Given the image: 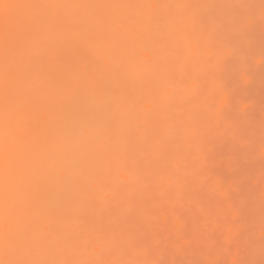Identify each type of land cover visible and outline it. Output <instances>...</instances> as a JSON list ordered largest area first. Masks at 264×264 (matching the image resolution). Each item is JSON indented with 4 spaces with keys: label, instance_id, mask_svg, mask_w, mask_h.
Here are the masks:
<instances>
[{
    "label": "bare ground",
    "instance_id": "6f19581e",
    "mask_svg": "<svg viewBox=\"0 0 264 264\" xmlns=\"http://www.w3.org/2000/svg\"><path fill=\"white\" fill-rule=\"evenodd\" d=\"M44 29L66 34L58 56L68 76L83 64L84 71L100 87L110 89L117 101L129 96L135 100L129 111L114 104L107 122L98 114L90 118L65 175L52 179L47 195L54 207L69 195L89 201L83 225L89 230L88 243L75 238L70 225L58 228V254L73 260L155 264L153 259L166 249L171 252L169 261L174 252L192 258L193 240L204 244L200 264H210L208 252L214 257L219 253L216 243H210L213 232L200 233L201 217L196 213L187 224L181 209L193 203L191 211L200 210L198 182L218 168L208 163L214 160L216 147L221 151L226 143L231 146L229 154L238 150L226 161L222 172L227 175L236 171L231 165L247 162V153L261 149L264 153V145L256 146L253 137L256 129L264 135V97L251 98L246 91L255 75H264V55L259 54L264 51V34L259 33L264 32V0H0V167L6 170L0 186L3 243L13 240L20 229L11 208L21 193L17 144L34 135L24 127V112L10 89L27 62L32 34ZM73 32L80 37H73ZM85 40L91 47L85 46ZM254 54L261 58L256 60L259 68L249 64ZM114 64L123 75H113ZM249 65L253 69L247 73ZM230 100L236 106L233 115L224 111ZM246 107H257L256 117L249 116ZM93 113L99 109L93 108ZM186 162L191 166L184 170ZM263 176L258 167L254 178ZM234 179L229 184H235L238 197L243 178ZM222 181L218 174L208 187L224 189ZM252 183L258 189L250 203L257 205L258 233L264 236V182L261 187L258 181ZM246 201L238 197L229 207L231 220ZM211 209L217 216L221 212L219 204ZM238 229L239 225H225L219 237ZM96 233L104 236L109 251L101 253L93 246ZM26 249L20 258H30L31 246ZM258 256L264 262V255Z\"/></svg>",
    "mask_w": 264,
    "mask_h": 264
},
{
    "label": "snow or ice",
    "instance_id": "6c2138e0",
    "mask_svg": "<svg viewBox=\"0 0 264 264\" xmlns=\"http://www.w3.org/2000/svg\"><path fill=\"white\" fill-rule=\"evenodd\" d=\"M34 43L28 52L27 62L17 73L16 86L10 94L18 96L24 112L23 125L34 135L17 144L16 161L21 180V193L13 201L20 229L17 236L0 242V264H123L122 261L104 259L73 260L58 254L55 243L58 228L72 227V235L88 243L89 230L84 215L89 206L87 198L73 199L53 206L47 195L53 178H62L73 160L74 148L82 143L81 131L94 115H102L107 122L114 104L129 111L135 100L117 98L110 89L102 88L96 79L77 65L71 76L60 61L58 51L66 34L44 29L33 33ZM79 38L80 33L73 32ZM85 46L91 47L85 40ZM113 75H123L113 65ZM98 108L99 113H93ZM123 123V121H121ZM0 153L3 146L0 144ZM5 167H0V186L5 182ZM264 197V188H262ZM113 199L117 200L116 194ZM9 209H5L8 211ZM30 245V258L22 257ZM94 247L101 253L109 251L103 235L96 233Z\"/></svg>",
    "mask_w": 264,
    "mask_h": 264
},
{
    "label": "rangeland",
    "instance_id": "374dc122",
    "mask_svg": "<svg viewBox=\"0 0 264 264\" xmlns=\"http://www.w3.org/2000/svg\"><path fill=\"white\" fill-rule=\"evenodd\" d=\"M262 32L263 31L259 30L260 36H263L264 32ZM259 54L264 55V51ZM255 55L256 54L252 56V62H249V64L251 63L253 66L259 68L260 65L256 64V60L261 58L255 59V57L257 56ZM253 66L251 67V65H249L250 68H248L247 73H250L249 69L252 70ZM255 76V80H253V83L249 85V88L246 89V91L251 98L253 97L252 95L256 96V94H258V98L262 100V97H264V75L259 76L257 74ZM247 100L251 101L250 99ZM229 102L230 103L224 109V111L230 112L229 115H233L236 110L235 102L234 100H230ZM243 104L248 105L249 103L243 102ZM261 104L264 107V98ZM239 108L241 109V106H239ZM244 111L249 114V116L250 114H252V117H256L258 109L257 107H246V110ZM262 119L264 121L263 116ZM253 137L258 141L256 146H258L259 144L264 145V135L260 129H256L253 131ZM230 147V145L225 143L220 146L221 151L219 150V148H215L216 153L213 157L214 160H211L208 163L210 165L216 164L218 168H213V170L211 171L212 174L210 173L212 175L211 177L203 174V177H201L202 182H198V185L201 186V189L196 193L198 200H200V210L191 211V206L193 203L185 202V205L181 210L185 212L184 218L186 219L187 224L190 223L192 214L196 213L197 217H199L200 215L201 219L198 220L200 233L205 234L208 233V231L213 232L210 236V243L213 245L216 243L215 246H218L217 249L219 250V253L216 257H214L213 252H208L209 258L213 260L210 264H264V262L259 261L258 256V254L260 253L261 255H264V244L261 245V243L264 242V236L258 233L261 228V224L259 223L258 216L255 213V207L257 205L250 203V196L255 194L256 189H258L252 186V182L254 180L256 182L258 181L260 187L261 183L264 182V176L257 179L254 178V176L257 174L258 167H261L264 170V153L262 152V149L261 152L258 151L257 153H260L262 155V157L260 156L259 158L256 157L257 153H247V162H241L237 163L236 165H231L230 169L237 167L236 171L232 175H227L223 174L222 172L225 169L226 165H228L226 161L227 159L235 157L238 152V150L233 149L232 153L229 154L228 152H231L229 151ZM233 148H235V146H233ZM190 166L191 163L186 162L184 163L182 169L187 170ZM207 168H209V166ZM218 174H220V177H222V184L224 185V189L208 187L212 183V178L216 177ZM235 175L237 176L235 179L239 180V178H243V180L241 181L242 188L238 197L247 199V201L244 204V209L239 212V215L234 218V220H231L232 218L229 215V207L235 204L238 197L236 195V192H234L235 184L229 183L231 179H234L233 177ZM198 178L200 180V177ZM218 204L221 207V212L219 214L220 216H217V214H215L211 209L212 206L214 207ZM222 215L226 216V218L221 219ZM228 224L236 226L239 225L238 231L233 232L232 234L230 232L229 235L223 234L219 237V233H221L224 226ZM189 226L190 225H188L186 229H190ZM221 240H224V242H222ZM201 243L202 242L200 241H190L191 248L189 250L193 252L192 258H190L189 256L183 257L180 253L174 252L172 261H169L170 259L168 258V256L171 252L170 250L166 249L163 251L164 253L161 256H156L153 261L155 262V264H200L199 256L203 255V252L205 250L204 244Z\"/></svg>",
    "mask_w": 264,
    "mask_h": 264
}]
</instances>
